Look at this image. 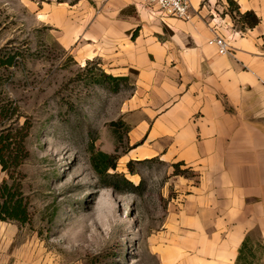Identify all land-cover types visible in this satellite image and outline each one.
Masks as SVG:
<instances>
[{"label":"rangeland","instance_id":"374dc122","mask_svg":"<svg viewBox=\"0 0 264 264\" xmlns=\"http://www.w3.org/2000/svg\"><path fill=\"white\" fill-rule=\"evenodd\" d=\"M126 1L105 18L108 0H0V129L11 142L0 182L26 207L24 221L0 219V264H160L156 242L192 172L130 157L123 117L136 70L84 52L129 43L112 27L149 8ZM99 150L115 163L103 173Z\"/></svg>","mask_w":264,"mask_h":264},{"label":"crops","instance_id":"0c3cea01","mask_svg":"<svg viewBox=\"0 0 264 264\" xmlns=\"http://www.w3.org/2000/svg\"><path fill=\"white\" fill-rule=\"evenodd\" d=\"M233 1L258 21L241 26L231 54L207 43L201 0L188 19L140 10L123 30L112 27L115 41L129 39L123 48L84 50L136 70L123 117L130 157L192 172L156 238L160 264H264V0ZM125 4L108 0L102 14Z\"/></svg>","mask_w":264,"mask_h":264},{"label":"built area","instance_id":"2783aa9c","mask_svg":"<svg viewBox=\"0 0 264 264\" xmlns=\"http://www.w3.org/2000/svg\"><path fill=\"white\" fill-rule=\"evenodd\" d=\"M143 5L163 18L173 16L182 19L190 17L193 0H139ZM202 6L209 9L210 16L207 26L210 30V37L207 43L215 45L221 54H231V41L244 33L245 29L235 26L234 21L238 18L235 10H230L228 2L201 0Z\"/></svg>","mask_w":264,"mask_h":264},{"label":"trees","instance_id":"16d2710c","mask_svg":"<svg viewBox=\"0 0 264 264\" xmlns=\"http://www.w3.org/2000/svg\"><path fill=\"white\" fill-rule=\"evenodd\" d=\"M227 2L229 4L230 10L236 11L238 16L237 20L241 23V26H246V25L251 26L258 21L257 16L252 11L248 10L245 12H240L233 0H227ZM6 54H7L6 58L3 59L1 62L6 65H11L15 59V55L14 53H6ZM0 58H2L1 55ZM102 73L104 76H106L109 79L125 78V76H116L109 73H105L104 71H102ZM7 110L8 108H4V106H0V113ZM10 144H11L10 133L4 132L2 129H0V162L2 164L3 169L7 168L6 158L3 152L10 148ZM91 160L94 168L99 173H103L107 168L115 166V163L112 159V155L101 150L92 153ZM174 166L177 167V163H175ZM110 176L112 178L117 177L118 173L114 172ZM121 180L124 184L130 185V181L123 175L121 176ZM111 184L113 186H117L116 183H111ZM9 187L10 186L6 179H3L2 182H0V191H2V194L0 195V219L16 218L24 221L26 218V207L22 205L21 198L14 197L13 193L3 197L4 195L3 190L8 189Z\"/></svg>","mask_w":264,"mask_h":264}]
</instances>
